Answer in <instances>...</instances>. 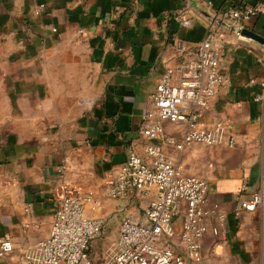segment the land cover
I'll use <instances>...</instances> for the list:
<instances>
[{"label":"crops","instance_id":"0c3cea01","mask_svg":"<svg viewBox=\"0 0 264 264\" xmlns=\"http://www.w3.org/2000/svg\"><path fill=\"white\" fill-rule=\"evenodd\" d=\"M257 4L260 13L243 27L264 36V0H0V237L11 236L20 252L2 264H22L23 250L48 235L64 184L96 194L101 207L86 212L102 217L105 230L118 233L122 217H140L153 192L111 198L108 180L129 149L145 156L142 116L160 76L180 59L177 44L195 46L212 25L225 82L200 122L230 123L234 145L177 151L156 142L184 173L207 181L208 203L225 213L226 234L207 232L200 264H264V204L235 214L241 186L242 195L256 190L264 171V102L254 100L264 45L215 19L226 5ZM181 10L189 27L175 19ZM163 129L177 140L184 127Z\"/></svg>","mask_w":264,"mask_h":264},{"label":"built area","instance_id":"2783aa9c","mask_svg":"<svg viewBox=\"0 0 264 264\" xmlns=\"http://www.w3.org/2000/svg\"><path fill=\"white\" fill-rule=\"evenodd\" d=\"M261 9V4L226 5L218 10L215 19L239 36L243 22L257 16ZM175 19L183 27L191 24L187 10L177 12ZM218 36L219 29L212 25L195 46L177 44L180 59L160 76L149 96L151 107L142 116L141 133L148 140L145 156L129 149L108 180L107 193L111 198L139 197L153 192L140 217H122L111 248L100 258L91 256V243L102 233L104 219L86 211L98 210L100 200L92 190L64 184L55 194L56 209L48 235L23 250L22 264H196L203 260L202 240L208 231L213 236H225V213L218 203H208L207 181L184 173L156 142L169 143L177 151L193 143L234 145L230 123L205 126L200 122L201 111L209 106L225 82ZM254 100L264 102V83L262 93L255 95ZM164 122L182 125V136L177 140L165 136ZM64 170L63 165L56 167L59 175ZM245 191L246 186H241L236 215L263 206L264 171L260 186L242 195ZM211 219L216 224L209 227ZM14 251L11 236H1L0 257Z\"/></svg>","mask_w":264,"mask_h":264},{"label":"rangeland","instance_id":"374dc122","mask_svg":"<svg viewBox=\"0 0 264 264\" xmlns=\"http://www.w3.org/2000/svg\"><path fill=\"white\" fill-rule=\"evenodd\" d=\"M111 229H113V228H111ZM116 237H117V228L110 230V231L104 229V231L101 234H99L98 237L95 238L93 240V242L91 243L90 255L91 256H97L98 258L102 257V255L105 254L111 248V245H112L113 241L116 239ZM16 252H19V250L14 251L13 253H11L9 255H13ZM7 256H5V257H7ZM5 257H0V264H2V261L4 260L3 258H5ZM200 263H202V262H200Z\"/></svg>","mask_w":264,"mask_h":264},{"label":"water","instance_id":"95a60500","mask_svg":"<svg viewBox=\"0 0 264 264\" xmlns=\"http://www.w3.org/2000/svg\"><path fill=\"white\" fill-rule=\"evenodd\" d=\"M239 36L241 37H247V38H251L257 42H259L260 44L264 45V36L257 34L256 32L243 27L239 30Z\"/></svg>","mask_w":264,"mask_h":264}]
</instances>
